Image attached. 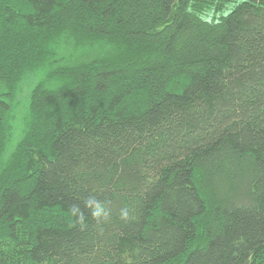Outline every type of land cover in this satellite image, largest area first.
Returning a JSON list of instances; mask_svg holds the SVG:
<instances>
[{"label": "trees", "instance_id": "obj_1", "mask_svg": "<svg viewBox=\"0 0 264 264\" xmlns=\"http://www.w3.org/2000/svg\"><path fill=\"white\" fill-rule=\"evenodd\" d=\"M0 264H264V0H0Z\"/></svg>", "mask_w": 264, "mask_h": 264}, {"label": "clouds", "instance_id": "obj_2", "mask_svg": "<svg viewBox=\"0 0 264 264\" xmlns=\"http://www.w3.org/2000/svg\"><path fill=\"white\" fill-rule=\"evenodd\" d=\"M68 212L70 217L75 218L81 226L86 225L89 217L100 224L106 222L110 216L107 203L92 196L84 199L83 208L80 204H72L69 206ZM119 218L124 222H128L131 219L130 209L128 207L121 208Z\"/></svg>", "mask_w": 264, "mask_h": 264}, {"label": "rangeland", "instance_id": "obj_3", "mask_svg": "<svg viewBox=\"0 0 264 264\" xmlns=\"http://www.w3.org/2000/svg\"><path fill=\"white\" fill-rule=\"evenodd\" d=\"M37 82V77L31 76L25 83L21 86L19 93L15 102V120H14V132L12 142L9 147V152L18 144L21 140L25 119L28 114V107L30 101V94Z\"/></svg>", "mask_w": 264, "mask_h": 264}]
</instances>
